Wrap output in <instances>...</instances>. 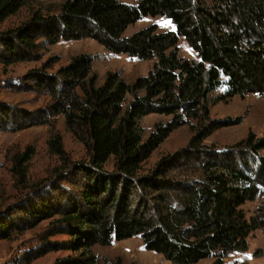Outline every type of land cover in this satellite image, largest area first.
<instances>
[{"label": "trees", "instance_id": "16d2710c", "mask_svg": "<svg viewBox=\"0 0 264 264\" xmlns=\"http://www.w3.org/2000/svg\"><path fill=\"white\" fill-rule=\"evenodd\" d=\"M36 2L0 0L4 65L41 60L60 40L84 38L114 53L153 60V65L133 81L108 71L100 83L91 54L72 56L56 72L49 70L58 59L52 56L19 84L47 94L45 107L32 111L0 102V132L49 126L63 115L88 155L66 166L64 180L77 184L79 175L81 180L76 189L64 186L63 198L40 194L38 203L0 212V237L52 217L39 250L24 254L25 262L69 249L77 254L59 257L54 264H97L95 245L140 236L146 249L171 264H196L209 257L212 264H232L226 258L247 251L252 232L264 228L262 215L248 217L243 208L264 196V134L250 131L225 147L206 140L217 129L243 121L241 116L213 118L212 105L264 94V0H60L57 9L52 3L39 5L28 19L1 29L10 16ZM148 15L165 16L176 29L160 31L152 24L124 34ZM181 36L196 59L180 55ZM151 113L171 117L146 135L140 121ZM185 124L192 130L187 144L146 169L153 152ZM49 144L54 153L65 155L59 132L52 131ZM34 153L30 146L16 158L23 177V165ZM18 209L25 211L22 226L15 221L20 214L12 215ZM57 234L69 239H50ZM102 264L123 261L105 258Z\"/></svg>", "mask_w": 264, "mask_h": 264}, {"label": "rangeland", "instance_id": "374dc122", "mask_svg": "<svg viewBox=\"0 0 264 264\" xmlns=\"http://www.w3.org/2000/svg\"><path fill=\"white\" fill-rule=\"evenodd\" d=\"M127 3H136L138 0H122ZM60 0H38L30 6L23 7L18 13L10 16L1 29L26 20L31 15L33 8L39 5L53 4L57 9ZM156 24L160 31L175 30L176 24L169 18L158 16H145L134 24H131L125 31L130 36L142 28ZM180 55L196 59L197 54L190 46L184 36L179 40ZM79 53H89L93 56V71L99 76L102 83L108 71H117L123 78L133 81L141 75H146L152 68L153 60H142L127 53H114L106 49L101 43L93 38L77 40H60L53 44L46 51L41 60L18 61L9 65L0 62V102L16 105L29 110H37L45 107L50 102V97L45 93L34 92L19 86L23 77L32 68H39L52 56H58L53 62L51 72L69 63L71 57ZM224 87L219 88L214 96L220 95ZM211 115L215 119L226 117H243L240 124L223 126L210 135L206 142H215L225 147L236 143L246 137L250 131L258 135L264 134V94H249L245 98L235 96L227 102L221 101L212 105ZM171 116L159 113H151L140 121L146 131V135L154 128L159 121L169 120ZM51 125H34L20 131L0 132V212L18 205H30L40 201V194H48L56 200L63 198L64 186L76 189L81 175L72 184L64 180L66 166L72 162L84 161L87 158V150L84 143L78 139L65 123L63 115L55 116ZM53 132L62 135L65 155L54 153L50 148V139ZM192 135L189 124H185L174 130L170 136L157 148L151 157L144 163L146 169L152 167L164 154L176 151L187 144ZM32 146L35 153L29 161L24 163L25 177L20 173L17 166V156ZM264 154V151H263ZM66 162V163H65ZM112 168V160L107 164ZM57 188V189H56ZM59 188V189H58ZM66 191V190H65ZM47 195V196H48ZM248 217L262 215L264 217V196L254 201H248L243 205ZM25 212V211H23ZM21 210L12 213L13 216L20 214L15 219L17 224L22 226L25 222ZM28 216V215H27ZM58 216V215H55ZM52 217L41 220L36 226L22 228L13 231L7 237H0V264H54L57 258L68 254H77L69 249L51 250L31 262H25L24 254L34 250L37 252L43 241V235L51 225ZM52 240H67L68 235L57 234L51 236ZM94 252L99 256L102 264L105 258H121L123 264H171L163 255L146 249L140 236H134L125 240L113 241L111 245H95ZM214 258L209 257L196 264H212ZM226 260L232 264H264V228L256 229L249 238V249L245 252H234Z\"/></svg>", "mask_w": 264, "mask_h": 264}]
</instances>
